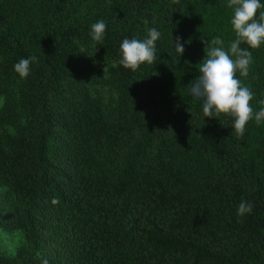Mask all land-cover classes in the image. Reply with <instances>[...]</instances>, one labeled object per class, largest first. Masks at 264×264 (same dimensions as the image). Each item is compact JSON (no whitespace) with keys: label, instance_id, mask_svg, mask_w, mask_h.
Wrapping results in <instances>:
<instances>
[{"label":"trees","instance_id":"1","mask_svg":"<svg viewBox=\"0 0 264 264\" xmlns=\"http://www.w3.org/2000/svg\"><path fill=\"white\" fill-rule=\"evenodd\" d=\"M228 3L0 0V231L24 236L0 264H264V123L238 139L190 91L202 37L226 51L236 39ZM149 28L155 61L125 68L122 41ZM249 51L237 78L255 113L264 44ZM31 56L22 79L14 65ZM242 199L254 208L238 217Z\"/></svg>","mask_w":264,"mask_h":264},{"label":"clouds","instance_id":"2","mask_svg":"<svg viewBox=\"0 0 264 264\" xmlns=\"http://www.w3.org/2000/svg\"><path fill=\"white\" fill-rule=\"evenodd\" d=\"M228 7H234L231 23L236 39L230 43L226 51L220 36H215L210 42L202 37L207 59L202 63L199 69L201 74L194 79L190 91L194 98L203 101L204 117L219 118L221 114L232 116L235 135L241 139L246 131V124L253 119V116L257 125L264 123V107L253 112L250 102L254 93L249 87L242 86L237 78V71L240 76L248 77L249 75L250 65L253 63L249 48L258 49L261 44H264V11H260L257 17L258 10L264 8V4L261 0H229ZM105 30L106 23L103 20L92 24L90 33L92 39L102 44L100 42L104 39ZM160 36L161 33L156 28H149L147 38L142 41L125 38L120 45L122 54L120 64L132 71H136L145 62L152 64L156 59V41ZM180 41V37L175 39L176 50L183 55L185 48ZM210 43L216 47L209 50ZM242 44L247 47H241ZM37 60L35 56L21 58L14 65V69L22 79H26L30 74V64ZM258 103L264 105V100ZM189 111H191L190 108ZM52 203L57 204L58 200L53 198ZM253 208V203L242 199L237 216L251 214ZM45 264H47L46 261Z\"/></svg>","mask_w":264,"mask_h":264},{"label":"rangeland","instance_id":"3","mask_svg":"<svg viewBox=\"0 0 264 264\" xmlns=\"http://www.w3.org/2000/svg\"><path fill=\"white\" fill-rule=\"evenodd\" d=\"M0 246L6 255H14L19 247L24 244V236L21 231L13 233L12 241L8 239L6 232L0 231Z\"/></svg>","mask_w":264,"mask_h":264}]
</instances>
